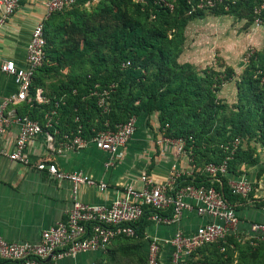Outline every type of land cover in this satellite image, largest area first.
<instances>
[{"label":"built area","instance_id":"2783aa9c","mask_svg":"<svg viewBox=\"0 0 264 264\" xmlns=\"http://www.w3.org/2000/svg\"><path fill=\"white\" fill-rule=\"evenodd\" d=\"M26 0H0V26L5 24ZM99 0H88L86 5ZM229 0H196L189 1L192 11H209ZM235 3L237 0H230ZM79 0H44L46 12L33 28L26 52V63L18 66L12 60H0V73L13 78L16 91L0 101V139L9 130L18 128L13 149L0 147V157H5L14 163L33 166L40 171H47L58 181H69L72 185V206L63 221L44 230L38 242H10L0 237V264H57L65 258H77L81 254H106L110 247L119 240L139 239V228L145 218L154 226L178 225L186 211H193L200 217H208L209 221L200 225L193 233H184L178 229L167 241L172 247L171 256L164 260L163 245L155 238H150L145 232L147 264H207L198 260V251L220 242L226 243L230 235L237 236L240 219L236 209L225 198L222 191L215 187L183 185L179 180L194 173L215 179L221 183V177L228 176L229 163L240 148L242 141L235 138L220 145L223 158L220 163H208L195 171L174 167L171 176L164 182L156 181L148 172H143L138 181L139 186L132 184L116 191V197L108 204H87L79 200L81 186L95 185V182L81 172H64L58 169L56 158L66 153L84 150L90 145L115 156L132 140L137 126V117H131L124 123L113 127L105 120L101 130L93 129L89 138L82 136L83 127L79 125L75 131L63 133L56 128L59 124L60 105L46 112L43 122L19 113L25 103L33 101L31 87L36 72L46 63L47 39L45 26L53 14L73 9ZM143 8L152 5L163 8L171 13L176 9L177 0H133ZM226 9H228L226 7ZM264 0L253 9L251 26L264 27ZM153 18V17H152ZM247 22V20L245 21ZM129 62L123 63L127 68ZM114 84L103 90H94L101 115L111 112L110 97L115 91ZM42 89H37L34 100L38 104H48L50 100L42 95ZM79 122V118H76ZM169 125L161 128L162 136L156 143L162 148L171 149L178 159L188 158V140L172 138L167 135ZM40 136L45 139L46 154L39 161H33L30 156V146ZM233 195L248 199L253 192L252 183L248 180L229 179ZM100 191H106V183L96 185ZM264 209V207H263ZM147 228V227H146ZM146 230V229H145ZM250 232L257 239L264 240V220L253 222ZM221 250H225L222 246ZM195 255V256H194ZM194 256V257H193ZM94 264V263H92Z\"/></svg>","mask_w":264,"mask_h":264},{"label":"trees","instance_id":"16d2710c","mask_svg":"<svg viewBox=\"0 0 264 264\" xmlns=\"http://www.w3.org/2000/svg\"><path fill=\"white\" fill-rule=\"evenodd\" d=\"M103 1L105 0H100V2ZM106 1L102 3L101 11L98 14L89 15L82 24V30L85 32L82 50L74 47L69 51H60L57 47H53L56 39L55 34L62 31L66 32L68 29L50 22L57 14L71 12L76 7L53 14L50 17L45 26L46 63L34 76L31 87L33 101L22 105L19 113L43 122L46 112L50 111L59 101L61 103L60 118L56 128L59 129L60 135L75 131L81 125L83 127L82 136L85 138H89L93 134L94 128L101 130L105 120H109L113 127L115 124L124 123L134 116L138 118L142 114L150 116L159 113L160 129L169 125L168 136L187 139V149L196 146L197 143L193 139H196L201 132H205L209 125L213 127L216 122L215 116L220 107L215 102V91L213 92L206 87L207 81L199 78L192 70L183 71L177 76L170 77L171 71L176 65H173L174 62L171 63L174 51L171 46L173 41L167 39L166 31L168 29L164 28V25L171 26L170 20L172 18L175 19V17L183 15L184 12L191 11L192 7L189 1L196 0H177L176 9L173 13L152 5L143 8L134 3L133 0ZM261 1L237 0L233 3L229 0L208 12L231 13L237 12L239 9L242 11L247 7L246 26H251L254 18L253 9ZM87 2L88 0H79L78 3L86 5ZM193 14L202 15L205 14V11L197 10ZM78 26L73 23L69 25V30L75 33ZM89 52L97 55L99 67L93 75L85 77L84 85H80L81 80L78 77L71 84H62V86H56L48 81L50 73L58 71L63 63L75 61L76 56H83ZM127 62L130 63L129 66L123 68V63ZM104 63H112L113 65L107 74L103 72ZM154 67L157 70L154 74L155 77L150 74ZM255 83L250 79V87H255ZM112 84L116 88L109 100L111 112L109 115L103 116L95 97L90 95L92 91L103 90ZM37 89H42V95L50 100L48 104H38L34 100ZM255 97L263 101L261 94L256 93ZM76 118H79V122H76ZM226 132L230 133V140L223 141L221 144L235 138L257 136L264 145V109L260 112L259 109H253L250 104L247 110L241 109L239 112L226 117L219 124L218 133L222 135ZM198 139H202V136ZM223 156L221 151L219 158L210 160L208 163H220ZM246 163L256 165L258 162L252 159L250 153L240 148L229 163L228 176L221 177V183L216 182L215 179L201 176L199 173L183 177L179 182L183 185L213 186L222 191L227 201L233 206L246 203V199L232 194L228 182L232 175L242 174L237 168ZM257 206L263 207L264 200L257 201ZM149 225L150 222L146 217L139 228L140 238L138 240L144 243L145 229ZM234 240L235 236L230 235L227 237L226 243L220 242L200 249L198 255L206 249L217 248L221 250V247L227 243L234 244ZM104 255L101 254V257ZM198 255H196L197 258ZM198 260L213 264L207 258H198ZM145 261L147 264L146 255ZM191 262L192 260H189L188 264Z\"/></svg>","mask_w":264,"mask_h":264},{"label":"crops","instance_id":"0c3cea01","mask_svg":"<svg viewBox=\"0 0 264 264\" xmlns=\"http://www.w3.org/2000/svg\"><path fill=\"white\" fill-rule=\"evenodd\" d=\"M45 12L44 0H26L21 3L16 13L0 26V60H12L18 66L25 65L33 28ZM15 91L13 78L0 73V101ZM17 133L18 128L12 127L0 139V147L12 150ZM161 136L159 115L142 114L138 117L131 142L115 156L111 157L90 145L84 150L57 157L55 162L59 170L81 172L95 182V185L80 187V201L87 204H108L116 197L117 190L132 184L139 186L138 178L143 172H148L158 182H164L171 176L174 167L191 169L187 163L188 158L178 159L171 149L157 145L156 141ZM45 154V139L40 136L30 146V156L33 161H39ZM260 170L262 171L261 167L254 176L258 188L253 190L250 199L245 200L246 203L234 206L241 221L238 233L250 234V225L264 220V206H257V201L264 200V175L259 173ZM252 176L243 173L232 175L231 179L244 178L253 182ZM98 183H106L108 189L100 191L96 186ZM71 206L72 185L69 181L55 180L47 171L0 157V237L10 242L36 243L44 230L66 218ZM207 221L208 217L186 211L178 225H149L146 233L162 243V256L167 261L172 253V247L167 241L173 234L178 229L184 233H193ZM144 245L146 252L147 241ZM94 254L85 253L77 258H65L57 264H92Z\"/></svg>","mask_w":264,"mask_h":264},{"label":"rangeland","instance_id":"374dc122","mask_svg":"<svg viewBox=\"0 0 264 264\" xmlns=\"http://www.w3.org/2000/svg\"><path fill=\"white\" fill-rule=\"evenodd\" d=\"M104 2L107 1H95L88 6L78 3L73 11L53 17L50 23L68 29L66 32L55 34L53 47H57L60 51H69L74 47L82 50L85 35L82 24L89 15L98 14ZM246 10L247 7L242 11L239 9L237 12L220 14L205 11L202 15L193 14L197 10H191L175 19L172 18L170 27L164 25V28L168 29L167 39L173 41L171 63L174 62L173 65H176L170 77L192 70L199 78L207 81L206 87L215 91V102L220 107L213 127L209 125L205 132H201L196 139H193L198 146L194 145L191 146L192 150L188 149L187 163L195 171L208 164L210 160L219 158L221 155L219 145L223 141L230 140L229 132L222 135L218 133L219 124L226 117L241 109L247 110L250 104L253 109H259L260 112L264 109V27L246 26L245 21L248 19ZM73 23L79 25L75 33L69 30V25ZM76 57L75 61L63 63L58 71H52L48 81L56 86H62V84H71L78 77L81 80L80 85H84L85 77L97 71L99 61L93 52ZM112 67V63H104V74H107ZM156 71L154 67L150 74L153 76ZM250 79L256 82L255 87H250ZM218 82L220 84H217ZM256 93L262 95L263 101L255 97ZM155 114L159 115V113ZM200 135L202 139H198ZM240 139L243 150L250 153L252 159L257 160L258 163L242 164L237 170L239 169L242 174L253 175V182L250 183L253 190H256L258 184L254 176L260 167L262 171L260 170L259 173L264 175V145L257 136L240 137ZM144 244L138 239L119 241L113 244L103 257L101 254L92 255L93 263L146 264ZM224 246V251L217 248L203 250L198 258H207L213 264H264V240L257 239L251 233H237L234 244L227 243Z\"/></svg>","mask_w":264,"mask_h":264}]
</instances>
